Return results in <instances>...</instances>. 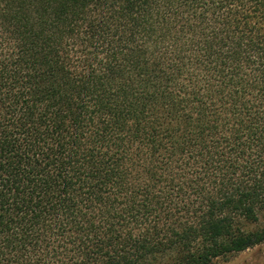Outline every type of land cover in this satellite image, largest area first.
<instances>
[{"label":"trees","instance_id":"1","mask_svg":"<svg viewBox=\"0 0 264 264\" xmlns=\"http://www.w3.org/2000/svg\"><path fill=\"white\" fill-rule=\"evenodd\" d=\"M263 244L264 0H0V264Z\"/></svg>","mask_w":264,"mask_h":264},{"label":"rangeland","instance_id":"2","mask_svg":"<svg viewBox=\"0 0 264 264\" xmlns=\"http://www.w3.org/2000/svg\"><path fill=\"white\" fill-rule=\"evenodd\" d=\"M216 264H264V244L243 253L221 258Z\"/></svg>","mask_w":264,"mask_h":264}]
</instances>
